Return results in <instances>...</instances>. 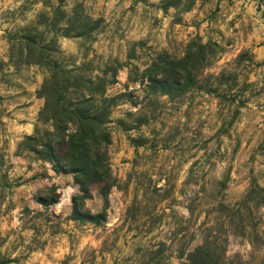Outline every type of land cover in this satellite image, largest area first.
Returning a JSON list of instances; mask_svg holds the SVG:
<instances>
[{
  "label": "rangeland",
  "instance_id": "1",
  "mask_svg": "<svg viewBox=\"0 0 264 264\" xmlns=\"http://www.w3.org/2000/svg\"><path fill=\"white\" fill-rule=\"evenodd\" d=\"M76 5L99 20L90 35L50 21ZM34 27L57 38L67 70L117 71L106 93L118 97L107 124L114 185L107 204L103 183L85 201L107 208L100 223L72 216L73 173L20 147L48 128L39 90L49 72L12 41ZM193 40L216 45L197 84L154 92L145 70ZM200 245L212 264H264V0H0V261L182 264Z\"/></svg>",
  "mask_w": 264,
  "mask_h": 264
},
{
  "label": "trees",
  "instance_id": "2",
  "mask_svg": "<svg viewBox=\"0 0 264 264\" xmlns=\"http://www.w3.org/2000/svg\"><path fill=\"white\" fill-rule=\"evenodd\" d=\"M78 7L76 5L70 16L58 7L50 21L56 23L64 20L66 35L72 32L77 36L90 35L98 27L99 20L78 13ZM43 33L34 27L25 28L12 36V41L25 44L27 62L43 66L49 72L39 90L40 97L45 99L40 121L48 128L37 127L33 135L22 141L20 147L36 154L38 159L51 162L52 169L57 173H73L79 193L73 196L72 216L100 223L106 219L107 208L93 213L85 206V201L92 197L91 186L103 183L101 193L107 204L110 189L114 185L108 162L107 147L112 139L107 124L118 97H110L106 93L107 86L117 82V71L109 76L93 78L85 76L81 70H67L53 56L57 38L46 40ZM215 46L193 40L185 56L154 62L145 70L144 77L154 92L187 91L197 84L200 71L213 62ZM38 200L50 205L58 202L59 195L41 196ZM211 259L209 249L200 245L182 264H212ZM6 262L1 260L0 264Z\"/></svg>",
  "mask_w": 264,
  "mask_h": 264
}]
</instances>
